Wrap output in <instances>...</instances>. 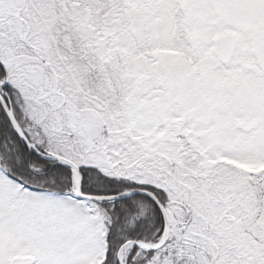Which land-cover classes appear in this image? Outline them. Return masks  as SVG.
Segmentation results:
<instances>
[{"label":"snow or ice","instance_id":"obj_1","mask_svg":"<svg viewBox=\"0 0 264 264\" xmlns=\"http://www.w3.org/2000/svg\"><path fill=\"white\" fill-rule=\"evenodd\" d=\"M0 264H264V0H0Z\"/></svg>","mask_w":264,"mask_h":264}]
</instances>
